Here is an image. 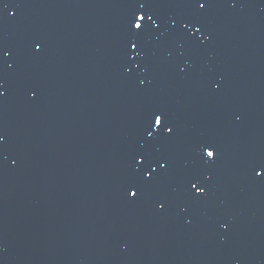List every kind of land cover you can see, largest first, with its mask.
<instances>
[{"label": "water", "instance_id": "water-1", "mask_svg": "<svg viewBox=\"0 0 264 264\" xmlns=\"http://www.w3.org/2000/svg\"><path fill=\"white\" fill-rule=\"evenodd\" d=\"M151 2L164 19L190 14ZM4 3L0 264H264V178L251 170L264 158V0H210L202 44L148 40L132 77L124 22L137 0ZM154 107L177 131L151 150L173 166L134 200L131 155ZM209 143L214 164L199 160ZM194 159L211 177L197 201L183 180Z\"/></svg>", "mask_w": 264, "mask_h": 264}, {"label": "snow or ice", "instance_id": "snow-or-ice-1", "mask_svg": "<svg viewBox=\"0 0 264 264\" xmlns=\"http://www.w3.org/2000/svg\"><path fill=\"white\" fill-rule=\"evenodd\" d=\"M0 5L8 8L4 0H0ZM179 6L190 10V14L183 19L175 16L164 19L154 10L158 5L153 4L151 0H137L133 6L134 10L130 12L124 22L126 39L123 45V57L127 76L132 77L134 69L139 70L142 66L147 71L149 57L146 43L148 40L159 43L180 38L193 47L203 43L198 36V34H202L204 29L199 17L206 13L208 7L211 6L210 0H182ZM12 15L15 16V13ZM33 47L34 51L39 53L41 43L33 41ZM9 55V51L0 49V63L4 57ZM5 95L3 83L0 82V97ZM33 97H35V93H33ZM141 129V141L139 148L131 155L132 163L125 188V195L134 200L142 199L148 190L155 191L160 183L171 174L172 159L167 155L153 152L151 145L156 141L171 139L177 131L176 125L171 121L167 111L157 107L150 108L144 113ZM4 139V136L0 135V146L3 145ZM218 157L219 152L213 144L200 146L199 160L206 164H214ZM195 161L197 160L194 159L183 180L186 193L194 201H197L208 195V181L211 177L206 176L196 166ZM251 166L255 178H264V158L253 160ZM156 202L159 204L160 210L165 209L166 198L160 197Z\"/></svg>", "mask_w": 264, "mask_h": 264}]
</instances>
